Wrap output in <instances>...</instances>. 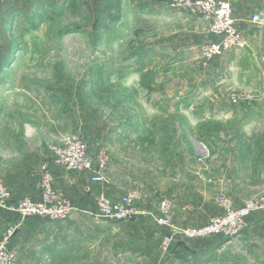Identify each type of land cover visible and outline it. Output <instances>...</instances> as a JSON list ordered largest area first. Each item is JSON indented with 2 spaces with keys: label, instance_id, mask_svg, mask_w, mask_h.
Instances as JSON below:
<instances>
[{
  "label": "rangeland",
  "instance_id": "374dc122",
  "mask_svg": "<svg viewBox=\"0 0 264 264\" xmlns=\"http://www.w3.org/2000/svg\"><path fill=\"white\" fill-rule=\"evenodd\" d=\"M228 1L245 42L242 30L258 27L251 17L264 12V1ZM210 26L200 15L171 9L168 0H0V182L10 195L9 184L17 187L18 176L39 191V169L47 166L54 190L76 209L73 214L93 215L94 199L105 190L81 211L71 199H83L73 183L75 176H86L87 198L90 174L61 168L73 190L69 197L56 187L49 166L50 148L78 137L94 169L106 152L101 173L114 192H140L137 207L161 232L160 244L161 235L201 227L221 214L215 199L228 197L224 191L204 193L216 211L205 224L183 226L173 217L196 194L195 162L206 165L212 158L218 172L230 147L237 153L248 146L242 120L251 102H231L249 96L242 89L243 63L233 71L229 58V52L241 57L245 47L204 60L201 46L217 40ZM142 75L152 78L150 90L140 85ZM141 138L153 142L145 145L147 152L137 145ZM162 201L170 205L167 214L160 211ZM5 213L0 210V217ZM100 230L115 235L107 242L109 261H119L118 246L133 244V234L145 231L114 224Z\"/></svg>",
  "mask_w": 264,
  "mask_h": 264
},
{
  "label": "crops",
  "instance_id": "0c3cea01",
  "mask_svg": "<svg viewBox=\"0 0 264 264\" xmlns=\"http://www.w3.org/2000/svg\"><path fill=\"white\" fill-rule=\"evenodd\" d=\"M242 31L246 38L242 55L240 57L234 52H229V58L233 71L235 65L242 59L244 69L242 89L254 97L246 106L248 112L246 118L242 120L244 133L242 139L244 145L247 143L248 146H244V150L237 153L231 151L230 147L225 163L218 172L213 166L212 158L207 159L206 165L195 162L192 188L196 194L191 200L183 202L184 209L178 210L177 214L173 213L175 222L183 226H200L216 213V211L212 213L208 208L211 205H207L206 202L210 196L204 193L224 191L232 200L234 207L239 208L245 200L264 192V28L245 26ZM226 122L233 123L229 120ZM49 166L53 170L56 187L65 194L68 191L71 193L73 190L66 185L65 172L61 167L52 161H49ZM85 178V175L79 174L75 176L73 183L83 199L71 198L81 211L89 207L91 201L89 199L93 200L101 189L105 190L111 200H117L122 195L121 189L114 192L110 184L108 186L93 184L92 192L86 198L82 192ZM16 181L17 187H11L9 184L13 200L22 197H29L32 201L40 199L39 191L34 184L31 186L22 176L16 177ZM13 223L20 225L10 239L8 248L15 253L17 264H264L263 212L248 216L245 219V229L235 239L215 237L186 243L191 252L182 247L174 249V244L165 256L160 250L161 232L155 229L153 225L155 223L148 217H137L125 223L99 221L92 216L78 215L62 221H43L38 218L20 221L15 215L7 213L6 216L0 217V238L4 230ZM102 224L139 227L145 231L133 234L134 245L118 246L123 252L122 255H117L119 261L117 259L109 261L107 252L111 247L107 242L115 235H107L101 231ZM115 249L117 251V245ZM129 249L131 251L126 255L124 250L128 253ZM135 251H142V254H134Z\"/></svg>",
  "mask_w": 264,
  "mask_h": 264
},
{
  "label": "built area",
  "instance_id": "2783aa9c",
  "mask_svg": "<svg viewBox=\"0 0 264 264\" xmlns=\"http://www.w3.org/2000/svg\"><path fill=\"white\" fill-rule=\"evenodd\" d=\"M171 9L184 10L197 14L210 21V32L217 37L201 46L200 52L204 60L208 61L219 57L229 51L242 49L245 45L240 29L232 20V8L228 0H168ZM251 23L264 28V12L254 13ZM251 95H240L231 100L233 104L239 102H252ZM54 163L66 173H89V183L108 186L109 181L101 173L106 160V152L99 156V166L94 169L87 154V146L78 137L64 139L59 146L50 148ZM38 189L40 200L32 201L30 198L13 200L9 191L0 182V210L15 215L20 221L28 218H38L43 221H62L74 216L76 209L59 192L53 188V177L42 166L39 169ZM89 193L90 188H85ZM141 194L137 189H131L115 201H111L104 192L97 193L95 213L91 215L99 221L125 223L143 216L137 203L141 201ZM221 214L211 218L205 225L197 228L174 229L161 235L160 249L167 254L169 248L176 242L189 243L209 238L235 239L246 227L245 219L251 214L264 213V192L258 193L245 200L239 208L234 207L230 198L220 195L215 199ZM160 211L167 214L170 205L162 201ZM166 225V221H158ZM20 223L9 225L0 238V264H17L15 253L8 248L10 239L19 228Z\"/></svg>",
  "mask_w": 264,
  "mask_h": 264
},
{
  "label": "trees",
  "instance_id": "16d2710c",
  "mask_svg": "<svg viewBox=\"0 0 264 264\" xmlns=\"http://www.w3.org/2000/svg\"><path fill=\"white\" fill-rule=\"evenodd\" d=\"M139 32V30L134 31V35H137ZM152 82V78H150L148 75H142L140 77V85L146 90H150ZM137 145L140 147L141 152H147L145 145H153V142L148 138H141L139 139Z\"/></svg>",
  "mask_w": 264,
  "mask_h": 264
},
{
  "label": "water",
  "instance_id": "95a60500",
  "mask_svg": "<svg viewBox=\"0 0 264 264\" xmlns=\"http://www.w3.org/2000/svg\"><path fill=\"white\" fill-rule=\"evenodd\" d=\"M178 247H182L184 250L191 252V250L188 248V246L186 245V243L179 241L175 243L174 249L178 248Z\"/></svg>",
  "mask_w": 264,
  "mask_h": 264
}]
</instances>
